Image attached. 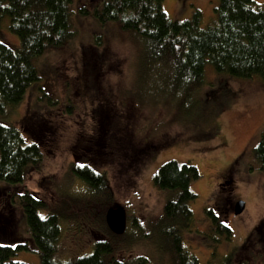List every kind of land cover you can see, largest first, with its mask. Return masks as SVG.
<instances>
[{
	"label": "rangeland",
	"instance_id": "374dc122",
	"mask_svg": "<svg viewBox=\"0 0 264 264\" xmlns=\"http://www.w3.org/2000/svg\"><path fill=\"white\" fill-rule=\"evenodd\" d=\"M253 1L264 3V0ZM92 3L93 0H73L72 21L79 29L70 23L75 36L66 46L70 48L74 44L71 49L74 53L71 54L69 48L56 49L45 51L33 60L36 67L44 61L53 64L70 56L66 61L68 72L62 73L59 66L57 71L61 73L55 75L54 80L46 75V72L52 74V70H40L43 93L51 99L59 98L60 109L56 114L41 111L38 106L33 109L34 97L38 92L34 89L25 94L21 106L15 108L12 117L6 121L20 130L26 142L37 143L42 151L41 166H26L22 184L48 203L52 202L53 194L59 191L63 197L57 199V203L61 202L58 205L60 209L63 201L74 197L78 199L83 194L84 188L77 187L83 179L69 171L71 163L75 162L78 167L87 165L94 172L105 170V178L110 181L112 207H122L126 215L124 241L131 244L129 264H169L167 252L173 241L175 226L165 224L161 212L165 202L173 195L155 188L151 178L159 166L167 161L188 163L195 167L198 178L189 185L196 199L190 204L193 225L180 233L182 247L199 264L225 256L241 246L264 217V173L259 170L253 152L264 134V80L257 75L245 79L234 78L220 87L217 81L226 78V75L215 72L206 63L203 82L195 92L170 95L159 91L154 81L141 79V69L133 65L135 53L131 45L129 48L116 45L110 53L113 58L106 63L109 69L106 76L108 85L102 87L107 95L111 93L120 99L118 107L124 121L132 117L134 110H141L140 116L136 122L130 120L131 133L127 132L125 122L121 124V129H116L118 123L106 128L108 133L105 137L113 140L109 148L112 154L105 155L108 158L106 161L86 160L96 156L94 151L76 157L79 143L85 146L90 141L94 147L95 140L91 139L97 136L98 131L96 117L93 118L90 111L92 105L86 101L92 93L91 77L88 71L83 79L79 73L83 54L78 48L79 44L75 43L80 40L84 44L93 43V36L98 34L111 42L117 31L114 26L99 29L92 15L84 16L78 12L80 7L91 10ZM217 5L218 0H164L162 10L169 19L182 21L190 17L193 9H197L202 14V27H205L215 18ZM79 21L84 28L80 27ZM3 23L0 30L10 40V46L18 48L17 36L8 29V16L4 15ZM89 25L92 26L90 33ZM94 30L97 31L92 32ZM36 70L38 72L37 67ZM118 73L120 76L116 78L115 74ZM100 74L105 80L106 73ZM125 103L127 106L122 110L121 105ZM109 105L113 107L117 104ZM83 151L87 152L86 149ZM85 156L86 159L83 158ZM238 200L244 203V208L240 214L232 215L233 203ZM12 206L15 218L13 230L19 237L31 239L21 206L18 203ZM72 209L73 218L82 216L77 208ZM208 212L216 216L220 225L229 229L228 239L223 231L215 229ZM49 213L48 210L39 212L42 218ZM80 218L82 224H75L70 215L61 223L62 236L58 242L59 255L62 256L60 260L91 253L92 241L103 236L104 226H98L99 218L92 216L94 224L86 221L87 218ZM30 247H35L31 241ZM213 253L215 256H212ZM12 259L39 264L34 250L18 251Z\"/></svg>",
	"mask_w": 264,
	"mask_h": 264
},
{
	"label": "trees",
	"instance_id": "16d2710c",
	"mask_svg": "<svg viewBox=\"0 0 264 264\" xmlns=\"http://www.w3.org/2000/svg\"><path fill=\"white\" fill-rule=\"evenodd\" d=\"M163 2L164 0H93L91 10L85 7L78 9L81 15H92L100 26L99 29L102 26L108 29L114 26L117 31L111 42L98 34L93 36V43L90 41L84 44L81 40L75 43L79 44L78 48L83 54L79 73L81 72L82 79L86 71L91 77L92 93L86 101H90L92 105L90 111L93 118L96 117L98 131L97 136L91 139L95 140L94 147L90 141L85 146L79 143L76 146L79 152L76 157L86 153L89 155V152L94 151V158H83L92 162L106 161L108 158L105 155L112 154L109 148L113 142L110 137H105L108 133L106 128L118 123L116 129H121V124L125 122L128 129L125 130L131 133L130 120L136 122L140 116L141 110H134L133 118L124 121L118 107L120 99L111 93L107 95L106 89L102 87L104 84L108 85L106 76L109 69L106 68V63L113 58L110 53L116 45H126L128 48L131 45L135 53L133 65L141 69V79L154 81L159 91L170 95H190L195 92L203 82L206 63L215 72L226 75V78L217 81L220 87L234 78L245 79L257 75L264 80V3L257 4L253 0H218L214 9L215 18L202 27V14L199 10L193 9L186 20H171L162 10ZM72 3L73 0H0V27L4 24V15L8 16V29L19 40L18 48L11 47L10 40L0 30V264H26L12 258L18 251L30 250L37 253L39 264H129L131 244L124 241L125 231L121 235L113 234L105 224V212L114 204L110 198V181L105 178V170L94 172L87 165L78 167L75 162L71 163L69 171L83 179L81 187L77 186L84 188L83 194L78 199L74 197L63 201V206L59 209L61 202L57 203V199L63 198L59 191L53 194L52 202L48 203L36 197L22 184L26 166H41L42 151L37 143L26 142L16 126L6 122L12 117L15 108L21 106L25 94L34 89L38 92L34 97L36 101L33 109L38 106L41 111H53L55 114L60 109L59 98L51 99L43 93L40 84L43 76L40 70H52V74L48 75L46 72V75L48 79L54 80L55 75L61 73L57 71L59 66L62 73L68 72L66 61L70 56L65 60H56L53 64L44 61L39 66L36 65L38 72L33 60L45 51L69 48L66 44L75 36L71 24L79 29L75 21H72ZM79 23L84 28L83 23ZM91 27L89 25V33ZM73 46L74 44L69 48L71 54L74 53L71 50ZM104 72L105 80L100 74ZM115 75L116 78L120 76L119 73ZM67 101L71 102L69 99ZM109 103L117 105L112 107ZM121 106L124 110L127 103ZM105 146L107 148L103 149ZM253 152L259 170L264 173V134ZM197 178L195 167L175 161L160 165L151 178L155 188L173 195L165 202L161 212L163 222L175 226L172 231L173 241L171 240L167 252L169 264H199L182 247L180 237L182 230L193 225L190 204L196 199V195L190 191L189 185ZM15 203L22 208L31 239L19 237L13 230L15 218L12 205ZM73 207L82 214L80 217L87 218L86 221L93 224L92 216L99 218L98 226H104L103 236L92 241L94 244L91 253L74 255L64 261L60 260L62 256L58 249L62 236L61 223L70 215L75 224H82L80 217L73 218ZM62 209L64 213L61 212ZM40 210H48L50 213L42 218ZM208 214L216 230L223 231L228 239L229 229L220 225L211 212ZM30 241L34 248L30 247ZM207 264H264V217L241 246Z\"/></svg>",
	"mask_w": 264,
	"mask_h": 264
},
{
	"label": "water",
	"instance_id": "95a60500",
	"mask_svg": "<svg viewBox=\"0 0 264 264\" xmlns=\"http://www.w3.org/2000/svg\"><path fill=\"white\" fill-rule=\"evenodd\" d=\"M244 203L236 201L232 207V213L238 215L242 212ZM104 220L107 228L116 235H121L125 231V213L122 207H110L106 210Z\"/></svg>",
	"mask_w": 264,
	"mask_h": 264
},
{
	"label": "flooded vegetation",
	"instance_id": "af4514ba",
	"mask_svg": "<svg viewBox=\"0 0 264 264\" xmlns=\"http://www.w3.org/2000/svg\"><path fill=\"white\" fill-rule=\"evenodd\" d=\"M234 204V203H233ZM233 207V206H232ZM232 215H233V213H232ZM215 227H213V229H214ZM216 229V228H215ZM125 231H126V223H125Z\"/></svg>",
	"mask_w": 264,
	"mask_h": 264
},
{
	"label": "clouds",
	"instance_id": "9594fccd",
	"mask_svg": "<svg viewBox=\"0 0 264 264\" xmlns=\"http://www.w3.org/2000/svg\"><path fill=\"white\" fill-rule=\"evenodd\" d=\"M125 222H126V215H125Z\"/></svg>",
	"mask_w": 264,
	"mask_h": 264
}]
</instances>
